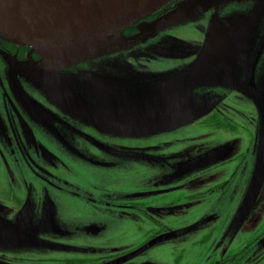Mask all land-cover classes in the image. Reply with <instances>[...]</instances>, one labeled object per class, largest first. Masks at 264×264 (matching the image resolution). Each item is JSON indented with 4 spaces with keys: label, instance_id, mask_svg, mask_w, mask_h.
I'll use <instances>...</instances> for the list:
<instances>
[{
    "label": "flooded vegetation",
    "instance_id": "af4514ba",
    "mask_svg": "<svg viewBox=\"0 0 264 264\" xmlns=\"http://www.w3.org/2000/svg\"><path fill=\"white\" fill-rule=\"evenodd\" d=\"M181 1L171 0L153 17L142 22L162 17ZM205 21L208 22V17L199 24ZM137 25L125 29L123 35H136ZM164 34V37L167 34L175 40L182 37L168 31ZM199 36L203 41L204 35ZM149 42L147 40L128 50L133 52L142 48L139 54H143ZM40 62L41 59L31 49L0 38V264H13L11 259L23 264H44L35 255L39 250L49 249V254L56 255L55 264H141L140 260L134 261L148 248L138 251L150 242H161L164 246L193 233L198 236L190 237L195 241L191 252H197L195 264H264V222L259 227L254 222L251 224L254 227L248 226L252 236L240 250L234 251L219 236L229 216L235 213V199L240 197L252 177L256 153L259 154L260 150L259 139L254 138L259 119L254 106L248 110L249 117L243 113L245 96L246 99L242 98L236 91L229 95L228 90L219 95L217 91L223 90L218 88L210 91L218 97L221 105V109L215 111L222 120L221 126L226 125V121L235 125L236 131L243 129L247 136L249 133L250 147L247 145L239 157H235L237 154L233 151L232 156H225V161L219 164L215 163L218 160L215 156L220 154L218 151L211 161L198 155L194 161L186 163L184 160L193 151L170 148L166 141L176 128L136 139L116 135L113 129H102L46 95L32 75ZM261 65L258 64L257 76L264 70ZM85 102L89 104L88 100ZM85 102L82 103L87 106ZM97 108L98 111L103 110L99 106ZM186 126L178 128L187 130ZM207 136L210 142L218 141L211 135ZM138 139L151 140L149 145L152 146L143 142L132 143ZM156 139L163 141L154 143ZM156 144L165 148L162 158L153 153ZM231 147L229 143L225 151ZM128 151L135 152L136 157L130 161L132 167L136 166L133 167L135 172L143 165L138 156H146V167L152 170L146 180L140 176H125ZM194 151L199 153L201 150ZM171 155H178L175 164L184 162L178 168L181 173L174 177H161L168 184L167 189L139 190V182H147L149 178L154 182L159 180L160 177H153L157 174L154 166L163 165L164 173L166 166H174L166 165L171 162L168 158ZM237 158L243 162L236 166L233 163ZM80 161V165L88 170L86 174L76 170ZM210 164L214 166L209 171L201 173L195 170L193 175L187 172ZM229 165L233 167L231 173L223 174V180L219 182V173ZM178 176L184 179L178 181ZM167 193H175V196L156 202L143 201ZM63 201L71 203L64 212V209H59V203ZM260 213V206L250 211L254 216ZM61 214L63 218H59ZM137 225L145 227V231L137 229ZM130 227L136 229L130 232L131 237L148 234V238L140 247L126 252L124 242L129 238ZM7 235H10L9 243L4 240ZM15 240L28 243L31 252L25 257L11 258V244L17 242ZM7 243L10 244L8 251L1 247ZM207 243L210 244L207 246ZM70 251L77 257L65 260L64 255ZM175 251H180V248ZM96 255L104 257L97 258ZM191 259L178 257L172 264H191Z\"/></svg>",
    "mask_w": 264,
    "mask_h": 264
},
{
    "label": "rangeland",
    "instance_id": "374dc122",
    "mask_svg": "<svg viewBox=\"0 0 264 264\" xmlns=\"http://www.w3.org/2000/svg\"><path fill=\"white\" fill-rule=\"evenodd\" d=\"M209 3L211 5L209 9L202 11L201 13L205 15V18H210L209 20H211L213 16L215 17L213 23L216 33H219L221 37L226 40H231L232 45L228 51L221 55H217L216 57L225 61L224 65H229V71L232 72L235 77H239L240 81L247 79L250 75V71L254 68L252 80L249 84L253 88L257 87L262 81L261 78L263 76V74L257 76V67L259 68L258 64L262 63L261 68L264 69V0H209ZM208 22L205 21L201 24H199V22L183 24L168 30V32H173L174 34H181L182 37L180 40L183 41V43H189L193 48L192 55L189 54V51L191 50L190 46H187L185 50H178L175 48L173 42L167 38L171 37L167 34V37H164L165 34L162 32L148 40V42H150L145 49H143L146 50L143 54H139L142 51V48L134 50L133 52L132 50L123 49L116 54H111L102 58H89L86 61L62 64L55 67L50 72V76L55 81L58 80V82L69 91L68 93H71L74 96L79 95L82 99L88 100V102L94 100L106 110L119 109L118 102L132 101L133 98L139 96H170L178 85L177 76L183 75L185 69L190 65L192 69V62L196 58L194 57L195 53L202 48L203 41L200 40L199 34L206 35L205 30L208 27ZM197 24H199V26ZM220 25L222 26L221 32ZM204 26L205 30H203ZM187 36L189 38H187ZM127 38H130V36ZM147 47L149 48L147 49ZM191 56L192 62H190ZM33 78L36 82V78ZM218 89L223 90L217 91L219 95L227 93V89H223V87ZM209 90L213 89L193 91L194 94L198 95L196 96L193 94L191 100H195V102L198 101L199 105L202 102V105H200L201 109L199 107H196L195 109L196 111L202 110L203 113L198 115L192 122H188L186 126L187 130L176 128L170 132L169 137L166 140L170 143V148L193 151L191 156L184 160L187 161L186 163H188V161H194L193 159L198 155L203 158L207 157L208 161H211V157H214L218 151L220 154L217 157L215 156V158L218 159H216L217 162L215 163L219 164L225 161V156H232L233 151L237 154L235 157H239L244 151V148H246L247 145H249V147L251 145V140H248L250 134L248 133V136L245 135L243 129H238L236 131L235 125H229L226 121H224L226 125L221 126L223 124L222 120L218 117V114L215 113V111L221 109L220 102L217 101L218 97L214 95L215 98H210L204 97L205 95H203V93H207ZM228 91L229 95L233 94L232 90L228 89ZM241 97L245 98L244 95ZM114 99H116L117 102ZM98 100L106 101L97 102ZM245 102V112L243 111V113H246V117H249V108L254 106L256 109L257 106L253 100L246 99ZM195 104L196 103H193V105ZM256 112L259 119V121L256 122L259 127L256 128L258 131L257 133L255 131L254 138L259 139L260 146H258V148L263 150L264 155V129L260 127L261 115L257 110ZM229 120L232 119L229 118ZM233 131L234 133H232ZM247 131H249V129H247ZM207 135L215 137L218 141L210 142ZM162 141L163 140L161 139H156L154 143ZM142 142L146 145L152 144L151 140L141 141L139 139L133 140L132 143L141 144ZM229 143L232 144L231 150L225 151L226 145ZM245 143L247 144L245 145ZM163 149L165 148L156 144L153 148V153L162 158L161 153L165 151ZM194 149H200L201 151L197 153ZM252 151L253 147L251 153ZM128 152L129 156L127 157L128 164L125 176H140L141 179L144 178L146 180V176L152 171L150 168L146 167L148 165L146 156L143 154L142 156H138L142 159L143 165L141 164V169L135 172L133 167L136 166L132 167L130 164V161L136 157L135 152ZM256 152H258L257 148ZM149 153H152V151L149 150ZM177 156L178 155H171L168 157L171 159V162H167L166 165L174 166L170 168L166 166L165 173L162 170L163 165L154 166L157 174L153 177H160L159 180L154 182L149 178L147 182H139L138 189L145 191L167 189L168 184L163 182L161 177L164 175L174 177L177 173H181L178 168L182 166L184 161L180 164H175L178 162H176V159H178ZM256 156L258 157V160L254 165L251 164V167L253 165V170L256 171V178L253 181V178L250 177L247 181L246 187L242 190L240 197L235 199V207L237 210L235 209V213L230 212L232 214L229 216L222 234L219 235L224 240V243L230 244L232 248H234V251L240 250L243 247V244L247 243V240L252 236L248 228V226H255L251 225L252 222L256 223V227H259L264 222V156L261 159H259L257 153ZM183 157L184 155H182L181 158ZM239 162L242 163L243 159L240 161V158H237L233 164L237 166ZM78 164L79 166L76 170L86 174L88 170L80 165L82 162L80 161ZM157 164L158 163L155 165ZM213 166L214 165H208L207 167L201 166L200 168L187 172H191L192 175L195 170H197L196 172L202 173L203 171L211 170ZM94 168L97 170L95 166ZM232 169V165L224 168L223 171L219 173L217 180L221 182L223 180V174L231 173ZM95 173L100 172L95 171ZM184 177L187 179V174H185ZM184 177L178 176V181H182ZM225 177L226 176H224V179ZM253 193H255V195H253ZM174 194L175 193L161 194L143 199V201H161L163 198L172 197ZM249 200H254L253 204L248 205L247 203ZM59 204V209H64L62 210L63 212L67 210V206L71 205V203H66L64 201ZM259 206L261 208L260 215L254 216L250 214L251 209ZM63 216L64 215L61 214L59 218H63ZM226 216L227 215H224V217ZM157 218L159 219V217ZM163 220L165 219L163 218ZM166 221L169 222V219H166ZM136 227L137 229L145 231V227L138 225ZM134 230H136L134 227L128 228L129 238L124 242V251L126 252H129L136 247H140L142 242L148 238V234L139 237L135 236L134 238L131 237L130 232H134ZM8 236L10 235L4 237V240H10V237ZM190 237L197 238L198 236L195 233L189 234L184 237L185 239H182L181 237L179 242H172V244L167 243L164 246L161 242L153 244L134 262L140 260L141 264H172L174 259L188 256L190 258L192 257L191 264H195L197 252L191 254L195 247V241L191 240ZM8 243L1 245L6 251L10 249V244ZM209 244L210 243H207V246ZM27 245L28 243L25 242L18 243L17 241L14 243L13 241L11 244V258L25 257L27 253H30L31 250ZM179 248L180 251L176 252L175 250ZM49 250H39L35 255L36 259L43 260L44 264H55L57 259L56 255L49 254ZM96 256L97 258L104 257V255ZM75 257H77V254L72 253L71 251L64 255V259L68 261H71ZM11 261H13V264H23L16 262V260L13 259H11Z\"/></svg>",
    "mask_w": 264,
    "mask_h": 264
},
{
    "label": "water",
    "instance_id": "95a60500",
    "mask_svg": "<svg viewBox=\"0 0 264 264\" xmlns=\"http://www.w3.org/2000/svg\"><path fill=\"white\" fill-rule=\"evenodd\" d=\"M170 1L0 0V38L31 49L41 59L32 75L46 95L67 109L85 116L89 122L98 124L102 129H113L116 135L141 137L187 125L203 113L202 110L195 109H201L202 102L199 105L198 101L191 100L193 91L222 87L237 91L247 99L253 100L261 115L260 127L264 129V71L262 81L253 88L249 83L254 68L247 79L241 82L239 77L229 71V65H224L225 61L216 57L228 51L232 45L231 40H226L216 33L213 15L211 20L208 19L207 29H204L206 35L201 50L195 53L192 69L190 65L183 75L177 76L178 85L170 96H139L132 101L118 102L119 109L106 110L94 100L88 104L79 96L68 93L58 80L55 81L50 76V72L62 64L116 54L123 49L141 45L171 28L200 23L205 19L201 12L211 6L209 0H183L162 17L142 22L153 17ZM136 24L137 34L130 38L125 37L123 31ZM168 39L178 50H185L190 46L181 40ZM190 48L192 55L193 48ZM210 91L203 93L204 97L215 98ZM102 101L106 100L97 102ZM82 102L87 103V106ZM98 106L103 110L98 111ZM258 156L259 159L263 157L262 149L259 150ZM252 178L253 181L256 178L254 170ZM253 201L249 200L247 204H253ZM153 244L154 241L150 242L138 252Z\"/></svg>",
    "mask_w": 264,
    "mask_h": 264
}]
</instances>
